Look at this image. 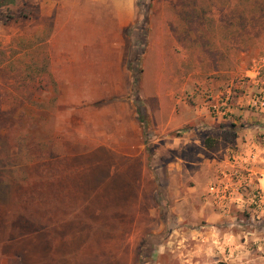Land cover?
Here are the masks:
<instances>
[{
  "label": "rangeland",
  "instance_id": "obj_1",
  "mask_svg": "<svg viewBox=\"0 0 264 264\" xmlns=\"http://www.w3.org/2000/svg\"><path fill=\"white\" fill-rule=\"evenodd\" d=\"M0 264H264V0H0Z\"/></svg>",
  "mask_w": 264,
  "mask_h": 264
},
{
  "label": "built area",
  "instance_id": "obj_2",
  "mask_svg": "<svg viewBox=\"0 0 264 264\" xmlns=\"http://www.w3.org/2000/svg\"><path fill=\"white\" fill-rule=\"evenodd\" d=\"M251 171V170H250ZM230 177L227 173H223L219 176L209 187V193L219 205H226L232 202L240 201V186L233 185L230 181ZM236 178H239L238 174H235ZM241 183L238 181L237 184Z\"/></svg>",
  "mask_w": 264,
  "mask_h": 264
},
{
  "label": "trees",
  "instance_id": "obj_3",
  "mask_svg": "<svg viewBox=\"0 0 264 264\" xmlns=\"http://www.w3.org/2000/svg\"><path fill=\"white\" fill-rule=\"evenodd\" d=\"M202 1H204V0H202ZM235 1H238V0H235ZM247 1H248V0H247ZM237 11H240V10H237ZM33 105H34V104H33ZM35 107H36V106H35ZM31 109H32V108H31ZM36 109H37V108H36ZM36 109L33 108V109L31 110V113H34L33 116H36V115L39 116V113H38V111H37ZM205 146H206L207 149H209V150H211V151H216V150L218 149L217 146H216V143H215L214 140L211 139V138H208V139L206 140Z\"/></svg>",
  "mask_w": 264,
  "mask_h": 264
}]
</instances>
